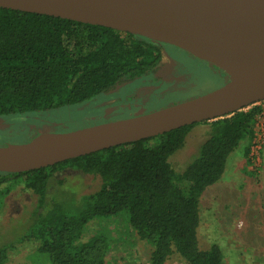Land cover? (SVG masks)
I'll return each mask as SVG.
<instances>
[{
    "label": "trees",
    "instance_id": "16d2710c",
    "mask_svg": "<svg viewBox=\"0 0 264 264\" xmlns=\"http://www.w3.org/2000/svg\"><path fill=\"white\" fill-rule=\"evenodd\" d=\"M170 46L105 26L0 7V119L72 121L88 109L86 104L103 100L120 82L156 81L162 48L180 57ZM258 111L252 104L202 121L208 125V137L181 172L168 159L198 123L46 167L0 172V205L15 184L37 195L41 211L28 238L50 264H106L110 231L101 225L85 239L83 233L91 221L118 215L149 246L147 264H166L173 253L187 264H224L217 244L199 247V200L206 187L220 179L239 142H250ZM7 138L0 132V143ZM249 142L244 149L247 164ZM64 167L99 178L97 189L83 196L76 208L64 197L46 199L53 172ZM7 251L8 245L0 247V264Z\"/></svg>",
    "mask_w": 264,
    "mask_h": 264
},
{
    "label": "water",
    "instance_id": "95a60500",
    "mask_svg": "<svg viewBox=\"0 0 264 264\" xmlns=\"http://www.w3.org/2000/svg\"><path fill=\"white\" fill-rule=\"evenodd\" d=\"M0 7L109 27L176 46L229 80L202 95L67 132L0 145V172H24L214 120L264 98V0H0ZM236 72L240 79L231 77Z\"/></svg>",
    "mask_w": 264,
    "mask_h": 264
},
{
    "label": "rangeland",
    "instance_id": "374dc122",
    "mask_svg": "<svg viewBox=\"0 0 264 264\" xmlns=\"http://www.w3.org/2000/svg\"><path fill=\"white\" fill-rule=\"evenodd\" d=\"M184 53L188 56H185L184 66L176 65L172 59L164 57L157 69V75L164 84L133 90L139 95L155 93L157 96L169 94L172 90L178 91L152 100L143 112L136 114L148 113L202 95L228 81L223 70L188 52ZM193 61H197L198 66ZM90 114L94 116L91 111L83 112L72 121L51 124L50 127L38 122L35 128L23 120L6 122L0 119V132L8 136L0 145H4V142L26 143L32 139L29 135L32 136L35 129L37 134L67 132L99 123ZM126 117L131 116L115 118ZM208 134L206 123L199 122L189 130L183 146L168 159L176 172H181L198 155L200 145ZM243 141L239 142L229 159L240 153ZM256 173L245 169L240 161L230 164L229 160L220 179L206 187L200 196V223L197 230L199 247L207 249L211 244H217L222 251L224 264H264V176H257ZM98 185L97 176L70 167L60 168L53 172L49 180L46 199L60 200L64 197L72 208H76L81 204V198L96 190ZM38 207L37 195L21 184H15L4 195L0 205V247L8 245L4 264H50L47 256L38 252L36 241L28 238L36 213L41 211ZM101 225L112 236L106 264H147L149 246L136 237L122 216L91 221L84 230L83 238L92 235ZM166 264L187 263L173 253Z\"/></svg>",
    "mask_w": 264,
    "mask_h": 264
},
{
    "label": "flooded vegetation",
    "instance_id": "af4514ba",
    "mask_svg": "<svg viewBox=\"0 0 264 264\" xmlns=\"http://www.w3.org/2000/svg\"><path fill=\"white\" fill-rule=\"evenodd\" d=\"M170 48L172 49L174 53H178L180 57H178V59H175L171 55H169V53L164 48H162L161 52L163 55V59L160 65L157 67V69L163 63L164 57H169L175 62L176 65H179V66H184L186 64L184 60H185V56L187 58L188 56L184 53V50L178 47L176 48V46H175L176 50L174 49V46H170ZM193 62L196 66H198L197 61L196 62L193 61ZM157 69L154 72L156 81H154L153 83L139 84L138 83L140 81L139 79L120 82L116 84L114 88L107 93L108 96L104 98L103 100L95 101V102H92L91 104L89 103L86 104L88 105L87 106L88 109L85 112L91 111V113H93L94 116H92L91 114L89 116L96 117L99 123L110 121L112 120L113 117H114L113 119H116L115 117H118V116L120 117L121 115L133 116L136 113L143 112L144 109L147 108V106L150 104L152 100L154 99L156 100L158 98L168 96L170 93L178 91V90H172L169 94H163L160 96L155 95V93H152L151 95H139L138 93L133 92V90L137 87L138 88L145 87V86L157 87L158 84H164V82L161 79H159L157 75ZM106 111L108 112V114H106ZM13 121H16V120H13ZM23 121H26V120H23ZM26 122H30L31 123L30 125L32 126V128H35V125H37L38 122H41L42 125L46 127L52 126L51 124L62 123V122L50 121L46 118H39L38 122L37 121L36 122L26 121ZM35 130L33 131L32 136L31 135H29L30 137L28 136L30 139L37 135L38 132Z\"/></svg>",
    "mask_w": 264,
    "mask_h": 264
},
{
    "label": "built area",
    "instance_id": "2783aa9c",
    "mask_svg": "<svg viewBox=\"0 0 264 264\" xmlns=\"http://www.w3.org/2000/svg\"><path fill=\"white\" fill-rule=\"evenodd\" d=\"M254 104L258 105L259 111L256 113L252 124L247 168L249 171L256 172L261 163V149L264 141V98Z\"/></svg>",
    "mask_w": 264,
    "mask_h": 264
},
{
    "label": "crops",
    "instance_id": "0c3cea01",
    "mask_svg": "<svg viewBox=\"0 0 264 264\" xmlns=\"http://www.w3.org/2000/svg\"><path fill=\"white\" fill-rule=\"evenodd\" d=\"M119 86V85H118ZM117 86V87H118ZM84 107H80L79 109H83ZM106 114H108V112L106 111ZM248 140L247 139H244V141L242 142V145H241V151H240V153L237 155V156H235V157H232L231 159H229V157H230V154L232 153H230L229 154V156L227 157V160H226V162L227 161H229L230 160V164H235V163H238L239 161L241 162V163H243V165H244V167H245V169H247L248 170V168H247V165H246V156H245V154H244V149H245V147L248 145ZM264 141H263V146H262V149H261V163H260V166H259V168H258V170L256 171L257 173V176H260V175H262V176H264ZM229 159V160H228ZM226 164V163H225ZM249 171V170H248Z\"/></svg>",
    "mask_w": 264,
    "mask_h": 264
},
{
    "label": "bare ground",
    "instance_id": "6f19581e",
    "mask_svg": "<svg viewBox=\"0 0 264 264\" xmlns=\"http://www.w3.org/2000/svg\"><path fill=\"white\" fill-rule=\"evenodd\" d=\"M230 74H231L232 78H234L236 80L240 79V76L236 72H231ZM43 133L44 134L37 136V138L35 139V145L42 144V143H44L50 139L49 136H47V135L51 132H43Z\"/></svg>",
    "mask_w": 264,
    "mask_h": 264
}]
</instances>
